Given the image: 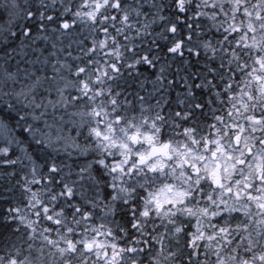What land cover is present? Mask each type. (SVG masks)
Here are the masks:
<instances>
[{"label": "snow or ice", "instance_id": "snow-or-ice-1", "mask_svg": "<svg viewBox=\"0 0 264 264\" xmlns=\"http://www.w3.org/2000/svg\"><path fill=\"white\" fill-rule=\"evenodd\" d=\"M0 264H264V0H0Z\"/></svg>", "mask_w": 264, "mask_h": 264}, {"label": "trees", "instance_id": "trees-1", "mask_svg": "<svg viewBox=\"0 0 264 264\" xmlns=\"http://www.w3.org/2000/svg\"><path fill=\"white\" fill-rule=\"evenodd\" d=\"M0 207H2V205H0Z\"/></svg>", "mask_w": 264, "mask_h": 264}]
</instances>
